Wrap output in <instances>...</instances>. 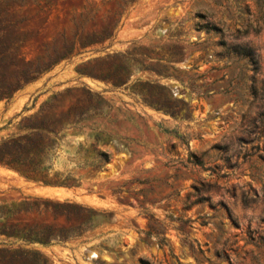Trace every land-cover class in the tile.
I'll return each instance as SVG.
<instances>
[{"label":"rangeland","instance_id":"rangeland-1","mask_svg":"<svg viewBox=\"0 0 264 264\" xmlns=\"http://www.w3.org/2000/svg\"><path fill=\"white\" fill-rule=\"evenodd\" d=\"M0 228V264H264V0H0Z\"/></svg>","mask_w":264,"mask_h":264},{"label":"trees","instance_id":"trees-1","mask_svg":"<svg viewBox=\"0 0 264 264\" xmlns=\"http://www.w3.org/2000/svg\"><path fill=\"white\" fill-rule=\"evenodd\" d=\"M31 139V136L27 137L26 140L30 141ZM37 151V161H35L34 163H31L30 165H28L27 163L25 164V162L22 164L21 168H19V172L21 174H23L27 179H32V180H35V181H42L44 182V184L46 185H55V186H61V187H67V188H72V187H75L76 184L78 183V180H74L72 178H70V176L66 177L65 179L63 178H60L58 176H56L55 178L53 179H49V178H41V179H38L37 178V172H38V169L39 167L41 166V161H40V155H41V152L40 150L38 149H35ZM30 157V155H29ZM71 205V204H69ZM11 214H14L13 212H9ZM5 215V214H3ZM0 232L1 233H4L5 230L4 229H1L0 228Z\"/></svg>","mask_w":264,"mask_h":264}]
</instances>
